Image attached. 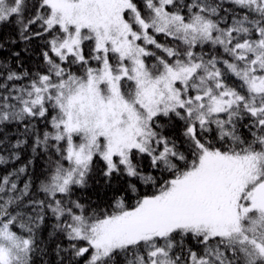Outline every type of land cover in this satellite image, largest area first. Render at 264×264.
I'll return each instance as SVG.
<instances>
[{
	"label": "snow or ice",
	"instance_id": "1",
	"mask_svg": "<svg viewBox=\"0 0 264 264\" xmlns=\"http://www.w3.org/2000/svg\"><path fill=\"white\" fill-rule=\"evenodd\" d=\"M0 264H264V0H0Z\"/></svg>",
	"mask_w": 264,
	"mask_h": 264
},
{
	"label": "trees",
	"instance_id": "2",
	"mask_svg": "<svg viewBox=\"0 0 264 264\" xmlns=\"http://www.w3.org/2000/svg\"><path fill=\"white\" fill-rule=\"evenodd\" d=\"M89 195H91L93 198H96L97 195L99 196H103L104 192L103 190H100L99 192H97L95 189L89 190Z\"/></svg>",
	"mask_w": 264,
	"mask_h": 264
}]
</instances>
